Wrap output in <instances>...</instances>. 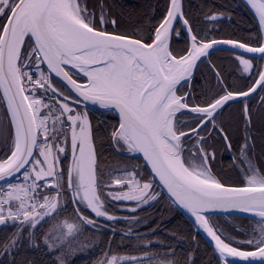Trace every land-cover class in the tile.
<instances>
[{
    "label": "rangeland",
    "instance_id": "1",
    "mask_svg": "<svg viewBox=\"0 0 264 264\" xmlns=\"http://www.w3.org/2000/svg\"><path fill=\"white\" fill-rule=\"evenodd\" d=\"M17 1L0 0V35ZM74 2L79 20L102 31L115 30L116 20L101 0ZM170 2L167 0L165 11L156 15L159 23L148 42L154 39L166 18ZM226 18L216 12L204 16V22L210 31H216L220 28L217 22ZM258 27L261 33L258 46H261L264 36L259 23ZM192 39L198 45L210 41L196 37L183 10L169 46L170 54L177 59L189 55ZM210 58L199 67L202 65L200 71L209 70L212 85L202 90L203 86L195 80L197 69L191 80L172 92L181 106L207 107L227 93L244 92L255 84L264 69V57L217 52L213 60L220 68H216ZM18 65L24 85L28 83L29 72L39 78L35 91L27 92L32 100L39 138L29 167L18 178L0 184V231L5 227L13 229L2 249L13 250L27 228L30 229L26 237L40 222L57 212L50 228L41 236L42 244L50 252L69 249L77 255L95 247L101 236L93 239V234L85 231L92 229L118 233L126 238L124 246L106 252L96 258L94 264H184L180 256L174 257L169 240L174 237L175 229L166 230L156 225L155 211L172 210L174 213L175 208L193 226L192 230L201 234L167 198L142 160L122 140L116 114L111 110L89 108L76 100L43 66L29 36L22 43ZM225 65L228 68H224ZM77 78L87 82L84 76ZM203 78L206 82L207 77ZM175 109L168 121L174 135L164 138L179 151L182 163L194 175L203 177L210 173L218 182L232 186L264 183V135H254V131L264 133L260 120L264 112V83L249 99L231 102L212 116L185 111L180 106ZM220 130L229 137L230 151ZM103 134L110 146L109 153L102 145ZM16 147L15 125L0 92V166L12 158ZM89 157L90 163L87 162ZM234 217L220 215L207 219L214 233L229 247L240 251L262 248L264 220ZM196 249L188 256V264L202 261L199 252L194 255ZM216 257L219 264H224ZM53 259L64 264L60 254Z\"/></svg>",
    "mask_w": 264,
    "mask_h": 264
},
{
    "label": "water",
    "instance_id": "2",
    "mask_svg": "<svg viewBox=\"0 0 264 264\" xmlns=\"http://www.w3.org/2000/svg\"><path fill=\"white\" fill-rule=\"evenodd\" d=\"M243 1L264 36V0ZM182 11L183 0H171L154 39L145 42L95 29L61 7L59 0H18L0 35V92L17 133L14 155L0 166V184L18 178L31 164L38 147L37 121L24 92L18 65L19 39L25 35L32 40L43 66L76 100L89 108L111 110L116 114L122 140L142 160L167 198L190 219L224 264H264V246L254 251L233 249L218 238L207 219L229 215L264 220V185L211 183L188 174L169 158L158 126V113L169 101L171 93L191 80L202 62L221 51L252 58L264 57V41L261 46L233 39L207 41L193 55H187L188 60L179 71L168 75L162 66L161 47L166 44L169 48L177 22L182 19ZM116 57L123 67L122 86L92 88L88 81L78 80L77 76H84L83 70L116 62ZM139 69L144 77L138 82ZM214 71L223 83L216 69ZM263 83L264 69L250 89L227 93L210 106L192 108L178 103L185 111L212 116L231 102L249 99ZM171 115H162L163 127L167 128ZM220 132L230 151L226 134ZM87 162H91L90 157Z\"/></svg>",
    "mask_w": 264,
    "mask_h": 264
},
{
    "label": "trees",
    "instance_id": "3",
    "mask_svg": "<svg viewBox=\"0 0 264 264\" xmlns=\"http://www.w3.org/2000/svg\"><path fill=\"white\" fill-rule=\"evenodd\" d=\"M101 2L108 6L111 16L116 20L115 30H107L108 32L136 37L145 42L152 38V30L159 23L158 19L156 20V15L158 12H164L167 7V0H101ZM183 4L184 15L198 39L210 40L214 36V39L229 38L253 46L259 45L261 33L258 23L242 0H183ZM216 12L223 13L227 18L217 22L220 27L219 30L210 31L208 24L204 22V16ZM215 56L216 53L210 59L216 68H220L213 60ZM201 67L202 65L196 72L195 77L198 76V78L196 77L197 79L195 80L203 86L202 90H207L212 85L213 78L208 69L200 71ZM224 68H228V66L225 65ZM203 77H207L206 82ZM226 84L228 85V83ZM197 99L199 100L198 95ZM261 116L260 120L263 123L261 125L264 128V112ZM257 134L264 135V133L254 131V135ZM102 136V145L106 149L105 152L109 153L110 146L108 141L104 138V134ZM262 137L264 141V136ZM173 209L175 214L172 210L158 209L159 211H155L154 215L156 217V225L166 230L175 229V231H172L174 237L169 238L174 250V257L180 256L181 259H184V264H188L186 262L188 256L198 245L194 255L199 252L202 261L196 264H219L213 251L207 246L201 236L192 230L193 226L175 208ZM54 217H57V212L50 214L46 220L40 222L36 229H32L28 237L26 235L30 228H27L25 235H22L16 242L15 248L11 251L2 249V246L13 229L5 227L0 231V264H61L53 259L59 254L64 259V264H94L93 261L96 258H101L106 252L110 253L114 248L125 245L126 238H123L118 233L110 231L100 233L92 229H85L86 233L93 234V239L101 236L100 242L95 247L86 248L83 253L77 255H73L69 249L50 252L42 244L41 236L43 232L45 233L50 228ZM234 218L240 219V217L236 216ZM163 237L165 238L166 236Z\"/></svg>",
    "mask_w": 264,
    "mask_h": 264
},
{
    "label": "bare ground",
    "instance_id": "4",
    "mask_svg": "<svg viewBox=\"0 0 264 264\" xmlns=\"http://www.w3.org/2000/svg\"><path fill=\"white\" fill-rule=\"evenodd\" d=\"M70 3L72 4V7L70 6ZM59 4L61 7L66 9L70 14H72L75 18H77V12H76V6L74 0H59ZM73 8V9H72ZM72 9V10H71ZM78 19V18H77ZM25 35H21L19 39V47L22 46V43L25 40ZM201 45H198L194 39H192V46L190 55L194 54L198 50H200ZM20 49V48H19ZM168 46L164 44L161 47L162 50V66L165 70V72L168 75H172L175 72L179 71L186 60H188V57H184L181 59L174 58L169 50ZM123 68L121 65V62L117 60L116 62H108L107 64L95 66V67H89L88 69H85L82 71L83 75L87 78V81L90 83V87L92 88H100L103 86H122L124 84V76H123ZM137 81H142L141 79L144 77V73L141 72L139 69L137 71ZM176 97L172 93L169 97V101H167V104L164 105L162 108V111L158 113V126L160 130V138L162 139V143L164 144V148L166 153L168 154L169 158L174 162L180 169L187 172L188 174L202 179L206 182L211 183H218V180L210 173H206L203 177H199L194 175L181 161L179 151L170 144L164 137L166 135H169L170 137H173V130L170 128V123H168L167 128L163 127V118L162 115L169 113L171 115L172 111L176 110L175 108L177 106H180L178 102H176ZM30 105L32 106V100H28ZM177 105L175 108L174 106ZM173 106V107H172ZM174 109V110H173ZM35 115V114H34ZM169 127V128H168ZM168 130V131H167ZM263 186L264 183L260 182H254L252 186Z\"/></svg>",
    "mask_w": 264,
    "mask_h": 264
},
{
    "label": "built area",
    "instance_id": "5",
    "mask_svg": "<svg viewBox=\"0 0 264 264\" xmlns=\"http://www.w3.org/2000/svg\"><path fill=\"white\" fill-rule=\"evenodd\" d=\"M27 82H28L27 85L26 84L24 85L26 92H34L35 88H37V86H39L40 83L38 76L33 72H29Z\"/></svg>",
    "mask_w": 264,
    "mask_h": 264
},
{
    "label": "flooded vegetation",
    "instance_id": "6",
    "mask_svg": "<svg viewBox=\"0 0 264 264\" xmlns=\"http://www.w3.org/2000/svg\"><path fill=\"white\" fill-rule=\"evenodd\" d=\"M225 133V132H224Z\"/></svg>",
    "mask_w": 264,
    "mask_h": 264
}]
</instances>
